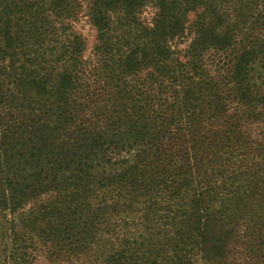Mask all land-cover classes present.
Returning a JSON list of instances; mask_svg holds the SVG:
<instances>
[{
	"label": "trees",
	"instance_id": "trees-1",
	"mask_svg": "<svg viewBox=\"0 0 264 264\" xmlns=\"http://www.w3.org/2000/svg\"><path fill=\"white\" fill-rule=\"evenodd\" d=\"M258 4L89 0L91 75L74 0H0V264H264Z\"/></svg>",
	"mask_w": 264,
	"mask_h": 264
},
{
	"label": "rangeland",
	"instance_id": "rangeland-1",
	"mask_svg": "<svg viewBox=\"0 0 264 264\" xmlns=\"http://www.w3.org/2000/svg\"><path fill=\"white\" fill-rule=\"evenodd\" d=\"M76 2V11L74 17L69 19L68 21H64L65 25H68L67 36L69 34H75L84 43V52L82 54V60L87 63V70L90 72L91 75L94 74V67L96 66V58H95V47L98 45L97 41V33L96 30L91 25L90 19L88 17V7H89V0H74ZM75 7V6H74ZM248 8V9H246ZM243 12L245 18L241 21L245 22L244 32H239V41H241L245 35H250V38H259L264 36V7L261 4L253 5L246 7ZM247 12H246V11ZM156 9L153 4L149 3L143 8L140 12L139 18L141 22L146 27H151V24L155 18ZM196 19V14H190L188 16V26L192 24ZM189 34V33H188ZM247 37V36H246ZM67 39V38H66ZM191 36H188L187 40L184 43L178 44V50L180 52L186 50ZM240 50V47H237V51L233 53V55L237 54ZM231 53L224 54V55H217L215 57V61H223L226 59V63L232 58H229ZM225 74V70L221 71ZM48 200V196H44L39 198L36 201L31 202L25 207V210L31 208V206L38 205L42 202H46ZM34 264H86L89 261L91 255L84 254V255H76L71 253H62L59 256H52L50 252L46 251L45 249H39L34 253ZM230 262V263H229ZM227 264H234V262L239 263V250L234 249L232 250V254L230 256V261ZM242 262V261H241ZM201 264V263H200Z\"/></svg>",
	"mask_w": 264,
	"mask_h": 264
}]
</instances>
